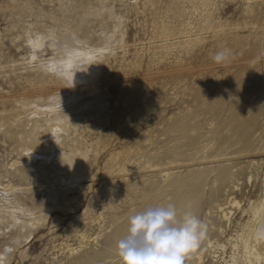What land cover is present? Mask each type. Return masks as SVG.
Listing matches in <instances>:
<instances>
[{"label": "rangeland", "instance_id": "obj_1", "mask_svg": "<svg viewBox=\"0 0 264 264\" xmlns=\"http://www.w3.org/2000/svg\"><path fill=\"white\" fill-rule=\"evenodd\" d=\"M192 1L0 0V264H120L114 230L171 201L173 176L202 170L195 216L225 244L200 242L184 264H247L229 242L264 196V0L252 12L246 0ZM225 47L233 55L217 63ZM239 99L256 115L251 151L218 157L235 139L221 103ZM180 117L197 139L175 130ZM219 166L233 175L208 206Z\"/></svg>", "mask_w": 264, "mask_h": 264}, {"label": "bare ground", "instance_id": "obj_2", "mask_svg": "<svg viewBox=\"0 0 264 264\" xmlns=\"http://www.w3.org/2000/svg\"><path fill=\"white\" fill-rule=\"evenodd\" d=\"M244 4H245V7L243 8V12L255 11V9H254L255 5L253 6L249 2V0H246L244 2ZM255 4H257V3H255ZM165 29H166V27H165ZM165 29L161 27L160 32L166 33L167 31ZM238 35L239 34L234 35V36H236L233 39L235 43L242 41V39L244 37V36H238ZM88 57H91V56L89 55ZM93 64H94V62H93ZM93 64H91V65H93ZM94 65H96V64H94ZM66 66H67V63H66ZM79 70L81 71V69H79ZM85 73H87V72H85ZM253 86H255V84ZM236 95H238L237 92H236ZM224 100L222 101L221 104H222V108H225L226 110H228L226 123L230 126V132H231L230 137L231 138L235 137V139H232L229 142L226 140L222 141L219 144V147H217V149L215 151L216 156H218V157L222 156V155L227 156V154H229L228 148H230L232 146H236V145H238V147L235 150L237 152L251 151V147H252L251 144L253 142H251L250 137L253 134L254 124L256 121V115L249 118V119L246 117L247 116L246 114L248 113L247 109L250 106L248 103L249 101H247V99H239L237 101H232L230 103V105L228 106L227 102H225ZM24 106H23L24 111H27L28 108L24 107ZM217 106L212 105V106H209L208 108L211 111H214V110H216V108H217V110L219 109ZM29 113H31V112L29 111L27 114H29ZM182 116H184V115H182ZM185 116H186V114H185ZM32 117H33V115H32ZM28 118H31L30 115ZM185 118L181 119V117H180L179 121H177L175 124L173 123L175 125V130H177L178 133H180L184 138H186V137L191 138L194 135L196 136V134H197L196 129L197 128L194 127L193 125L189 124L188 121H190V120L186 121ZM2 125H3V123L1 124V122H0V126H2ZM211 133H212V131H211ZM31 135H32V133H31ZM31 135H29V134L27 135V137H28L27 142L29 145L35 146L37 144L38 139L34 136H31ZM217 135L218 134H215V136H217ZM194 139H197V138L195 137ZM215 170H216V173L214 174L213 179L211 180L210 191L208 194V202H207L208 206H211L212 204L217 203V198L221 192V188L224 186V184L226 182H229V180L231 179V177L233 175L227 166H219ZM209 174H210V172L208 170H202L199 172L192 173L188 176H186V174H185L186 177L185 176L179 177L178 175L173 176L171 178L170 186H173L175 188L174 189L175 190V193H174L175 196H174V198L171 199V201L164 203V205H166L168 203L175 204L177 209H178V216L179 217H182V215L185 211H191L194 215H196L198 213V211L203 207V196H204V190H205L204 188H205V186L209 185V183H210V180L208 178ZM168 175L169 174H167V176ZM249 178H250V175H249ZM156 203H157V200H154L153 203H150V205L149 206L147 205L144 209H146L148 207H155V206H157ZM229 203L232 205H237V206L239 204L238 200H235V199H230ZM216 205L219 206V204H216ZM248 206H247L248 212H249V219H247L248 222H245L246 224L243 226L240 233H238L236 235V237L234 238V240L229 242V243H230L232 249L237 252V254L239 252L241 253V258L247 264H264V196L260 197L256 200H253V201L249 200ZM2 209H5V208H2ZM0 210H1V208H0ZM6 212H7V210H6ZM221 214H223V217L228 220L227 216H230V215H228L227 212H225V211H223V209H221ZM228 221H226V222H228ZM221 225L223 226V224H221ZM127 226H128V222L126 224L118 227L116 230H114V233L111 235V238H110V242H111L113 248H116L117 242L127 234ZM220 226L218 228L215 227L217 230L213 228L210 231L214 232L216 235L218 233L221 234L222 233V227H220ZM215 234H213V235L215 236ZM208 235L209 234L206 233L205 236L203 235L201 237V240H200L202 245L203 246L205 245L206 248L212 249V248H215L216 246L223 247V245L225 244V243L220 244L219 242H217V240L211 241L210 238L206 239V236H208ZM226 241H227V239H226ZM201 260H202V258L200 257V255H197V262L195 264H202Z\"/></svg>", "mask_w": 264, "mask_h": 264}, {"label": "clouds", "instance_id": "obj_3", "mask_svg": "<svg viewBox=\"0 0 264 264\" xmlns=\"http://www.w3.org/2000/svg\"><path fill=\"white\" fill-rule=\"evenodd\" d=\"M232 55L225 47L213 59L225 63ZM203 229L191 211L179 217L173 203L135 212L128 217L127 234L116 245L120 264H184L186 256L199 246Z\"/></svg>", "mask_w": 264, "mask_h": 264}]
</instances>
